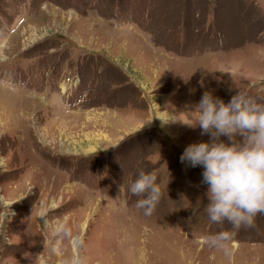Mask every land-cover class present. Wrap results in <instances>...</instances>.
Masks as SVG:
<instances>
[{
  "label": "rangeland",
  "instance_id": "374dc122",
  "mask_svg": "<svg viewBox=\"0 0 264 264\" xmlns=\"http://www.w3.org/2000/svg\"><path fill=\"white\" fill-rule=\"evenodd\" d=\"M0 87V264H264V215L205 242L231 225L179 156L208 136L145 122L150 98L180 119L205 91L264 102V0H0ZM138 168L158 173L149 217Z\"/></svg>",
  "mask_w": 264,
  "mask_h": 264
},
{
  "label": "clouds",
  "instance_id": "9594fccd",
  "mask_svg": "<svg viewBox=\"0 0 264 264\" xmlns=\"http://www.w3.org/2000/svg\"><path fill=\"white\" fill-rule=\"evenodd\" d=\"M150 102L152 116L145 122L155 117L163 126L179 120L190 128L199 127L200 134L208 136L206 141L185 146L179 161L185 167L202 169L200 183L206 185L207 199L203 211L208 221L231 225L230 231H221L205 241L223 247L241 227H253L257 215H264V102L246 92H236L225 103L205 91L186 112L187 119L159 110L151 98ZM126 192L137 198L135 207L144 216H151L162 198L158 173L138 168ZM123 203L127 204V200ZM9 204L0 205L2 232H6V220L14 214L9 213ZM39 217L44 218V213Z\"/></svg>",
  "mask_w": 264,
  "mask_h": 264
},
{
  "label": "bare ground",
  "instance_id": "6f19581e",
  "mask_svg": "<svg viewBox=\"0 0 264 264\" xmlns=\"http://www.w3.org/2000/svg\"><path fill=\"white\" fill-rule=\"evenodd\" d=\"M1 91H4V89L0 87V92H1Z\"/></svg>",
  "mask_w": 264,
  "mask_h": 264
},
{
  "label": "trees",
  "instance_id": "16d2710c",
  "mask_svg": "<svg viewBox=\"0 0 264 264\" xmlns=\"http://www.w3.org/2000/svg\"><path fill=\"white\" fill-rule=\"evenodd\" d=\"M220 226V225H219ZM225 231H228V230H225ZM217 233H219V232H217Z\"/></svg>",
  "mask_w": 264,
  "mask_h": 264
}]
</instances>
